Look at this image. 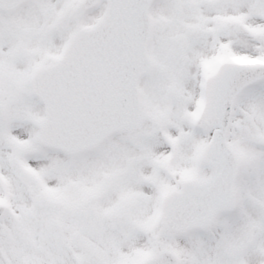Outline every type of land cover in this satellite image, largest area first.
Returning <instances> with one entry per match:
<instances>
[{
  "label": "snow or ice",
  "instance_id": "snow-or-ice-1",
  "mask_svg": "<svg viewBox=\"0 0 264 264\" xmlns=\"http://www.w3.org/2000/svg\"><path fill=\"white\" fill-rule=\"evenodd\" d=\"M0 264H264V0H0Z\"/></svg>",
  "mask_w": 264,
  "mask_h": 264
}]
</instances>
